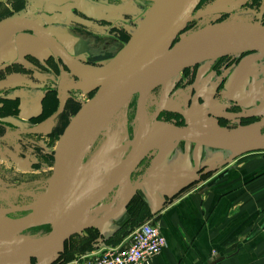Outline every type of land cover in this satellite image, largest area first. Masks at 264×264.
<instances>
[{
  "label": "rangeland",
  "instance_id": "374dc122",
  "mask_svg": "<svg viewBox=\"0 0 264 264\" xmlns=\"http://www.w3.org/2000/svg\"><path fill=\"white\" fill-rule=\"evenodd\" d=\"M67 1L78 2L85 9L99 15V18H104L109 12L114 13V16L108 17L110 20L100 21L81 15L73 8L67 10L74 19L62 11L53 12ZM98 1L107 3V7L90 0H29L20 15L43 22L75 57L82 56L83 63L101 67L127 44L134 32L145 22L147 15L153 11V6L158 0ZM232 20L264 24V6L258 0L255 5L248 0H202L182 36L208 24ZM37 43L43 44L30 32L15 33L13 45L18 50L15 60L31 62L36 68L47 66V87H54L57 93L52 94L51 107L47 109L45 106L47 117L14 123L12 117L14 114L11 113V117L7 116L10 114L6 116L0 114L4 119L0 120V135L18 128L40 126L36 131L12 135L0 142V212L3 213V222L14 220L23 213L15 211V208L33 207L44 195L53 173L54 154L59 137L75 113L102 84L73 76L49 49L42 54L19 51L18 45H30L31 50L33 44ZM25 49L28 50L24 47V52ZM5 64L7 65L0 69V76L9 74L15 78H20L18 75L31 78L30 70L22 65L14 64L12 61ZM232 75L235 79L229 81ZM34 77L32 76L33 82ZM225 78L228 80L223 81ZM248 93H252L255 98L251 103H240L239 109L234 110L239 116L235 115L234 119H239L233 121L234 125H229L218 118L219 114H225L227 104L235 106L228 99L230 95L242 96ZM58 94L66 99L65 110L47 122L46 120L60 107ZM136 103L137 95L111 120L102 135L100 134L91 149L83 156V164L86 165L84 183L89 182L91 188L112 176L110 172L114 165L112 161H122L130 153L131 147L128 142L135 140L138 126ZM163 107L176 109L178 113L159 112ZM7 108L9 113L16 110L15 105ZM147 114L152 125L151 148H154V152L153 149L149 151L138 166V170L132 174L129 183L117 188L116 192L130 190L143 178L153 160L155 150L160 147V141L167 135L182 130L206 134L217 143L231 146L230 153L237 155L246 152L241 151L242 148L257 143L264 144V55L256 52H237L183 67L175 78L149 94ZM238 139L241 141L240 147L234 143ZM115 201L111 197L107 198L92 212L91 220L102 216L103 208L108 209L117 202ZM37 228L32 232H24L22 237L41 238L51 230V225ZM60 252L62 251L46 259L54 258ZM0 258L19 260L10 254H4ZM31 260L43 261L45 258Z\"/></svg>",
  "mask_w": 264,
  "mask_h": 264
},
{
  "label": "water",
  "instance_id": "95a60500",
  "mask_svg": "<svg viewBox=\"0 0 264 264\" xmlns=\"http://www.w3.org/2000/svg\"><path fill=\"white\" fill-rule=\"evenodd\" d=\"M201 1L183 0L182 7H176L166 22L163 13L153 9L127 44L101 67L83 63L82 56L75 57L50 29L37 19L14 15L0 20V37L8 30L30 32L73 76L102 83L95 94L71 118L59 137L54 154L53 173L44 195L33 207L15 208L18 212H29L0 227V254H10L15 258L27 260L46 258L61 251L68 240L93 225L92 220L95 219L91 220L92 212L117 188L128 184L132 174L144 160L151 138L147 114L148 96L154 89L164 84L167 72L183 56L193 50L203 51L209 55L208 58L197 61L199 62L237 52H258L264 55V24L259 22L219 21L182 36ZM71 6L84 10L79 3L69 2L55 8L53 12L62 11L69 16L70 13L66 9ZM147 46H150L149 50H146ZM17 54V48L10 52L0 49V67L13 61ZM135 95H137L138 126L134 155L116 175L110 176L100 185L91 188L89 185L85 186V183L82 187L79 183L65 193L66 183L75 163L74 152L78 143L99 137L111 120ZM59 99L60 107L46 120L47 122L63 112L66 99L63 95H59ZM163 109L172 110L170 107H163L159 112ZM39 127L19 128L8 132L5 136L30 133ZM177 140L232 149L228 144L215 142L212 137L182 130L162 139L160 155L167 144ZM234 143L240 147L239 142ZM263 145L257 143L242 148L241 151H253L262 148ZM237 156V153L232 154L226 162ZM153 169L151 167L144 180L132 188L133 192L148 179ZM81 189L86 190V196L82 201L76 202L75 196ZM121 209V207L116 208L114 213ZM47 224L51 225V230L38 238V242L27 247L18 245L19 241L25 238L22 237L24 232ZM225 257V255H216L206 264H215Z\"/></svg>",
  "mask_w": 264,
  "mask_h": 264
},
{
  "label": "crops",
  "instance_id": "0c3cea01",
  "mask_svg": "<svg viewBox=\"0 0 264 264\" xmlns=\"http://www.w3.org/2000/svg\"><path fill=\"white\" fill-rule=\"evenodd\" d=\"M28 1L0 0V20L20 15ZM24 47L28 48L25 52ZM29 47L18 45L23 53L42 54L48 51L44 44H33L31 50ZM12 63L30 70L31 77L16 74L20 78H15L8 73L7 76H0L1 98L17 102L18 114L7 115L14 117L13 121L17 123L39 116L46 110L45 106L50 108L51 90L55 88L47 87L45 64L41 67L45 69H41L18 59ZM32 76H35V82ZM233 79L235 76L232 75L229 81ZM230 96L237 97L234 99L241 103H251L255 98L252 93ZM152 134L151 131L147 154L152 149L154 152L151 148ZM161 141L143 178L132 188L142 182L153 167L148 179L135 192L132 188L124 194L116 190L109 196L117 202L108 209L104 207L102 216L92 220L93 225L89 227L98 232L91 245L93 248L81 251L79 245L74 246V257L100 252L109 245H128L130 234L117 244L106 240L129 219V206L136 197L145 202L151 212L146 220L157 223L166 238V246L152 258L151 264H206L216 255L226 257L215 264H264V145L226 162L232 155L231 149L177 140L167 144L160 155ZM236 141L241 144L239 139ZM118 207L122 209L114 213ZM88 235L87 229L83 230L70 243L77 245ZM60 254L34 262L0 258V264H66L58 262Z\"/></svg>",
  "mask_w": 264,
  "mask_h": 264
},
{
  "label": "bare ground",
  "instance_id": "6f19581e",
  "mask_svg": "<svg viewBox=\"0 0 264 264\" xmlns=\"http://www.w3.org/2000/svg\"><path fill=\"white\" fill-rule=\"evenodd\" d=\"M183 5V0H158L156 4L153 6V9L159 10L163 13L164 21L166 22L170 16L174 13V10L176 7L181 8ZM23 31V30H8L4 32L0 37V49L10 52L12 49L16 48L15 45H13V36L16 32ZM12 43V46H11ZM150 46H147L146 50H149ZM208 54H205L203 51L199 50H193L189 53H187L185 56H183L171 69L167 72L165 77L166 84L169 80H171L173 77L179 74L180 70H182L183 67L197 63L198 60L206 59L208 58ZM173 81V80H172ZM151 131H152V125L150 124ZM102 135V134H101ZM98 136L92 137L90 139L82 140L78 143L77 149L74 152L75 157V163L71 168V172L69 174V178L66 183V190L65 193L69 192L72 188H74L77 184L81 183L82 187L84 185V182L86 180V165H84L83 156L91 149L93 144L97 141ZM239 142V141H237ZM136 140L128 142V145H130L131 150L130 153L127 155L126 159L116 162H114V165L111 167L110 172L111 175H116L122 167L130 160V158L134 155V152L136 150ZM127 144V143H126ZM240 144V142H239ZM241 145V144H240ZM83 164V166H81ZM85 179V180H83ZM83 180V181H82ZM88 183L85 184L87 186ZM84 186V187H85ZM86 190L81 189L77 192L75 196V201L79 202L82 201L86 196ZM42 197V196H41ZM39 198V200L41 199ZM5 213V211L3 210ZM3 213L0 212V227L4 226L6 224H9L13 220L3 222ZM39 239L25 237L23 240H20L18 245L20 246H31L38 242Z\"/></svg>",
  "mask_w": 264,
  "mask_h": 264
},
{
  "label": "built area",
  "instance_id": "2783aa9c",
  "mask_svg": "<svg viewBox=\"0 0 264 264\" xmlns=\"http://www.w3.org/2000/svg\"><path fill=\"white\" fill-rule=\"evenodd\" d=\"M165 246L166 238L160 226L146 220L131 232L128 245L105 246L97 253L77 255L66 264H151Z\"/></svg>",
  "mask_w": 264,
  "mask_h": 264
},
{
  "label": "trees",
  "instance_id": "16d2710c",
  "mask_svg": "<svg viewBox=\"0 0 264 264\" xmlns=\"http://www.w3.org/2000/svg\"><path fill=\"white\" fill-rule=\"evenodd\" d=\"M52 93H56L55 90H51ZM17 102L15 101H10L5 99L4 102V107H0V114L1 115H6V114H18V108H17ZM10 105L14 106L15 105V111L9 113V109L7 107H10ZM3 108V109H1ZM6 108V109H5ZM47 113L45 111H43L42 114H40L37 117H32L34 120L37 118H43V117H47L48 115H46ZM129 213H130V217L129 219L111 236L109 237L106 241L108 243H113V244H117L120 243L126 236H128L129 234H131V232L134 230L135 227H137L138 225H140L141 223H143L150 215L151 212L147 206V204L141 200H138L136 197H134L131 200V204L129 206ZM87 231L89 232V235L87 237H85L84 239H82L79 244L75 245L72 242V237L70 240H68L65 245H64V250L61 252L60 257L58 259V262L60 263H64V262H68L70 260H72L74 258V251L72 250L74 248V246H78V248L81 251H85L88 249H92L93 247L91 246L94 239L98 236V232L92 228L87 229ZM70 249H69V248Z\"/></svg>",
  "mask_w": 264,
  "mask_h": 264
},
{
  "label": "flooded vegetation",
  "instance_id": "af4514ba",
  "mask_svg": "<svg viewBox=\"0 0 264 264\" xmlns=\"http://www.w3.org/2000/svg\"><path fill=\"white\" fill-rule=\"evenodd\" d=\"M91 2H93V3H96V4H100L101 6H103V7H107V3H103V2H99L98 0H90ZM256 1L257 0H248V2L249 3H252L253 5H255V3H256ZM258 1H260V4L262 5V6H264V0H258ZM69 2H74V1H67L66 3H69ZM78 3V2H77ZM201 3H202V1H201ZM200 3V4H201ZM65 4V3H64ZM200 4H199V6H200ZM63 5V4H62ZM198 6V7H199ZM82 7V6H81ZM69 8H73L74 10H77L78 11V13H80L81 15H84V16H87L88 18H91V19H96V20H103V19H105V20H110V19H108V17H111V16H114V13H111V12H109V13H106V15H104L105 17L104 18H99V15H96V14H94V13H92V11H89V10H87V9H85L84 7H83V9L85 10H81V9H79V8H76V7H73V6H71V7H69ZM198 9V8H197ZM66 11L68 12V10L66 9ZM196 12V11H195ZM195 12H194V14H195ZM70 13V12H69ZM72 15L70 14L69 15V17H71ZM72 19H74L73 17H71ZM189 24H190V22H189ZM188 24V25H189ZM225 56V55H224ZM224 56H222V57H224ZM177 76V75H176ZM175 76V77H176ZM175 77H173V78H175ZM225 79H223V81H224ZM226 81V80H225ZM225 83V82H224ZM216 92H218V88L216 89ZM56 93H57V91H56ZM217 94V93H216ZM59 95V94H58ZM232 97V98H231ZM234 98H237V97H233V96H229L228 97V99L231 101V103L233 102L234 104H235V106H231V105H226L227 107H226V113H228L229 115H233V114H237V113H235V111L234 110H237V109H239V104L241 103L238 99H234ZM2 99V100H1ZM246 98H244V100H245ZM0 101H2V104L4 105V102H5V98H1V96H0ZM189 101H190V99H189ZM65 106H66V101H65ZM1 107H4V106H1ZM1 109H3V108H1ZM6 109V108H5ZM64 110H65V108H64ZM63 110V111H64ZM164 111H167V112H173V113H178L177 112V110L176 109H172V110H165V109H163V110H161L160 112L162 113V112H164ZM4 116H6V115H4ZM249 116V115H248ZM218 118L220 119V120H222L223 122H227L229 125H234V124H232L233 123V121H235L236 119H239V118H236V119H234V117L232 116H226V115H218ZM251 118V117H250ZM0 120H2L3 121V119L0 117ZM19 129V128H18ZM13 130H11V131H5L4 132V134L3 135H0V142L1 141H4L5 139H7L9 136H12V135H8V136H5L8 132H12ZM5 136V138H3ZM139 168V167H138ZM138 170V169H137ZM136 170V171H137ZM135 171V172H136ZM20 212H23L20 216H22V215H24V214H26V213H28L29 211H20ZM19 217V216H18ZM36 229H38L37 227H35V228H31V229H29L27 232H32V231H34V230H36ZM51 229V228H50Z\"/></svg>",
  "mask_w": 264,
  "mask_h": 264
}]
</instances>
